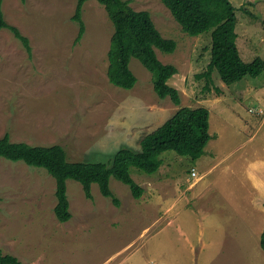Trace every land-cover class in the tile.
<instances>
[{"label":"rangeland","instance_id":"rangeland-1","mask_svg":"<svg viewBox=\"0 0 264 264\" xmlns=\"http://www.w3.org/2000/svg\"><path fill=\"white\" fill-rule=\"evenodd\" d=\"M231 1L237 7L241 56L245 61L264 58V0ZM76 4L77 0H4L6 20L28 36L32 53L9 29L0 31V137L9 132L13 141L58 143L70 160L104 162L122 147L140 150L141 139L181 106L203 105L210 110V132L216 136L212 141L220 148L207 144V156L199 158L204 163L166 151L155 173L132 167V177L144 187L140 198L112 177L110 187L120 206L104 196L97 183L89 199L79 181L68 179L72 218L65 222L54 211L55 178L43 167L0 157V248L22 264H158L159 251H169L164 253L166 260L178 253L180 226L195 239L207 233L201 208L178 212L176 223L162 230L155 226L156 216L171 218L166 204L170 197L178 200L177 192L194 182L192 193L229 196L213 201L223 210H240L242 222H250L238 238L249 240L252 223L242 208L259 198L255 183L264 184V71L232 84L214 72L213 85L204 88L205 79L195 75L210 61L211 32H184L161 0H131L134 9L151 13L164 37L177 42L171 53L156 52L163 63L178 68L168 83L179 89L181 104L156 94L153 74L136 58L130 62L136 85L117 87L107 74L113 23L102 4L87 1L86 31L76 43ZM194 169L198 176L192 175ZM254 215L260 220L262 213L256 210ZM190 222L194 225L188 230ZM250 240L249 249L256 250ZM256 246L263 252L258 240Z\"/></svg>","mask_w":264,"mask_h":264},{"label":"trees","instance_id":"trees-1","mask_svg":"<svg viewBox=\"0 0 264 264\" xmlns=\"http://www.w3.org/2000/svg\"><path fill=\"white\" fill-rule=\"evenodd\" d=\"M24 1V0H23ZM89 0H77L72 19L78 24V43L86 31L83 8ZM102 4L113 23L114 31L108 51V78L120 88L132 89L137 76L130 67L132 58L138 59L153 74V89L160 98L169 97L174 104H181L178 88L168 81L178 73L173 64L163 63L156 52L159 49L171 53L177 42L166 38L157 28L151 13L136 10L131 0H97ZM180 24L182 30L192 36L210 31L212 36L211 58L204 71L195 75L205 79L204 88L213 85V74L217 72L226 84L242 80L246 76L256 77L264 71V58L255 57L245 61L241 56L237 39V7L231 0H161ZM0 0V31L4 28L13 32L31 55L32 46L28 36L19 27L10 24ZM253 15V14H252ZM217 91H220L216 87ZM213 135L210 133V110L207 106H181L172 116L156 129L147 133L140 141L141 149L122 147L109 161L70 160L63 145L30 144L13 141L9 132L0 137V157L13 161L22 160L29 165L45 168L56 181L57 204L55 214L59 221L72 218L67 194V181L74 179L82 184L85 196L93 198L92 184L99 185L101 193L110 198L116 206L121 200L110 187L112 177L127 184L135 198L143 195L144 187L135 181L131 168L152 174L163 164L162 154L175 151L179 155L197 160L205 153V148ZM264 250V229L260 238ZM0 264H22L21 260L0 248Z\"/></svg>","mask_w":264,"mask_h":264},{"label":"crops","instance_id":"crops-1","mask_svg":"<svg viewBox=\"0 0 264 264\" xmlns=\"http://www.w3.org/2000/svg\"><path fill=\"white\" fill-rule=\"evenodd\" d=\"M211 134L213 135L212 139H215V134L213 132ZM212 139L210 141H212ZM216 140H218V138H216ZM210 141V147L219 150L220 147H218L215 142ZM206 150L207 149H205L204 156H207ZM217 158H221L220 154H218ZM197 160L203 162V159L198 158ZM215 161L216 160H214V162ZM211 163L212 161H209L208 165L210 166ZM210 168H216V165ZM196 176H198V174ZM249 176L253 175L249 173ZM195 184L196 182L191 183L185 190L177 192V194H179L178 200L171 201L172 197H170L166 203L168 205L167 210L169 211V215H172L169 220H164V216H156L154 222H156L155 226L159 225V230H162V226L176 223L175 218L178 212H193L196 208H201V214L204 220L203 223H205L203 231L206 230L207 233L202 231L203 234L200 233L199 238L195 239L186 234V230L180 226V229L176 231L180 239L179 241L181 242L178 253H174L172 258L166 260L163 256L164 253L169 251H159L157 253L158 264H264V250L262 252L259 248L260 246H256L257 240L258 243H260L261 234L264 229V184L258 186L255 183L254 188H256L258 190L257 193H259V196L255 197L259 198L254 202L251 201L250 204L246 202L248 205L245 207L247 208H242L249 216V220H251L252 225L249 238L252 239L253 243L251 245L255 246V248H257L256 250L249 249L251 243L250 239H240L243 236L242 230L246 228V225H248L250 221L245 219V223L242 222L241 212L238 208L231 206L223 210L221 204L213 201L221 195L227 198L229 196L224 193H221V195L220 193L214 195L210 191H195L192 193L191 191L195 188ZM256 210H260L262 213L260 220L254 215ZM192 225H194L193 222H190L187 225V229L190 230ZM179 253L181 254L180 256L178 255Z\"/></svg>","mask_w":264,"mask_h":264},{"label":"built area","instance_id":"built-area-1","mask_svg":"<svg viewBox=\"0 0 264 264\" xmlns=\"http://www.w3.org/2000/svg\"><path fill=\"white\" fill-rule=\"evenodd\" d=\"M192 175H193V176H196V175H197L196 171L193 170V171H192Z\"/></svg>","mask_w":264,"mask_h":264}]
</instances>
